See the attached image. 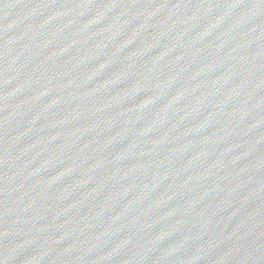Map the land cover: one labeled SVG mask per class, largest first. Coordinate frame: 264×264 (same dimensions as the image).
<instances>
[{
  "label": "water",
  "instance_id": "water-1",
  "mask_svg": "<svg viewBox=\"0 0 264 264\" xmlns=\"http://www.w3.org/2000/svg\"><path fill=\"white\" fill-rule=\"evenodd\" d=\"M0 264H264V0H0Z\"/></svg>",
  "mask_w": 264,
  "mask_h": 264
}]
</instances>
